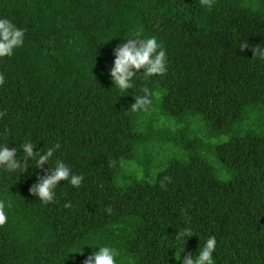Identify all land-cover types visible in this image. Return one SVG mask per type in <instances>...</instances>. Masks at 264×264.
Listing matches in <instances>:
<instances>
[{
    "label": "trees",
    "instance_id": "trees-1",
    "mask_svg": "<svg viewBox=\"0 0 264 264\" xmlns=\"http://www.w3.org/2000/svg\"><path fill=\"white\" fill-rule=\"evenodd\" d=\"M0 17L26 30L24 46L0 59V134L9 148L30 139L34 151L58 139L57 155L85 177L78 189L61 181L45 206L29 191L44 174L34 163L0 176V200L13 202L0 264H83L103 243L120 249L119 264H182L175 251L195 255L211 235L216 264H264V131L245 126L264 109V62L253 50L264 47V0H0ZM138 28L163 43L168 72L150 82L138 75L119 92L113 49ZM143 87L151 105L129 114ZM200 133H235L213 147L229 178L218 176ZM167 143L181 158L153 182L136 180L134 160ZM121 173L132 182L118 185ZM182 210L196 235L178 245Z\"/></svg>",
    "mask_w": 264,
    "mask_h": 264
},
{
    "label": "clouds",
    "instance_id": "clouds-1",
    "mask_svg": "<svg viewBox=\"0 0 264 264\" xmlns=\"http://www.w3.org/2000/svg\"><path fill=\"white\" fill-rule=\"evenodd\" d=\"M26 30L16 25L7 17H0V59L12 58L16 51L24 46ZM241 50L249 48L246 43L240 44ZM254 58L264 62V47L261 45L253 47ZM114 60L109 69L110 78L114 84V89L119 92H127L136 86V77L140 75L144 81L150 82L153 77H164L168 72V56L163 43L155 35H145L142 28L128 34L124 41L113 49ZM143 69L141 73L140 70ZM5 77L0 74V87L5 84ZM142 94L134 93L135 102L127 112L136 114L141 111H147L152 103V92L148 87L141 89ZM7 115L6 111H0V118ZM7 133L0 134V176L9 178L18 175L19 177L28 173L30 164L35 165L34 168L41 169L44 174L38 175L36 182L29 189L33 197L38 198L39 203L47 206L57 202V189L60 187L61 181L73 188H80L84 182L82 173L74 172L72 167L57 153L61 150L62 144L58 139H54L51 143L47 142L45 148L34 151L38 145L34 144L30 139H26L19 144L18 148H9V141L6 138ZM22 150V157L18 156V152ZM49 165L50 168L45 166ZM141 178H144L141 176ZM160 187L167 189V185L172 183V178L164 176L159 181ZM65 208H72V203L66 202ZM13 207L11 200H0V226L8 221L7 210ZM107 213L111 215L113 209L108 207ZM183 227L178 230V234L174 236L177 244H182L196 235L195 228L192 223L191 216L184 210ZM85 247V246H84ZM75 253L83 254V249ZM93 251L84 260L83 264H119L121 251L111 243L96 244L91 246ZM217 249V238L215 235L209 236L199 246L195 255H184L185 249L182 251L180 258H177L175 251V259L182 261V264H216L214 253ZM176 250V249H175Z\"/></svg>",
    "mask_w": 264,
    "mask_h": 264
},
{
    "label": "rangeland",
    "instance_id": "rangeland-1",
    "mask_svg": "<svg viewBox=\"0 0 264 264\" xmlns=\"http://www.w3.org/2000/svg\"><path fill=\"white\" fill-rule=\"evenodd\" d=\"M149 116V115H148ZM264 109L255 111L247 121V129L255 133L264 131ZM261 118V119H260ZM243 128V127H242ZM245 129V130H247ZM243 130V129H242ZM235 133H228L223 136H217L210 138L207 133H200L199 136L204 144V149L207 154L208 160L214 165L219 177L223 179L229 178V176H223V167L218 162L216 155L213 153V147H215L221 141L228 139ZM182 152L179 147L174 146L171 143L164 144L157 149H152L150 145L139 156L140 163L134 160V164H131L136 168V180L151 181L156 179L157 174L166 167V164L176 158H181ZM143 176L144 178H141ZM152 179V180H151ZM132 180L124 177L123 173L118 178V185H128Z\"/></svg>",
    "mask_w": 264,
    "mask_h": 264
}]
</instances>
